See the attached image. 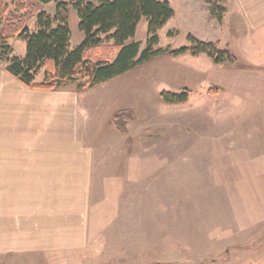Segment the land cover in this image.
<instances>
[{
  "label": "rangeland",
  "instance_id": "rangeland-1",
  "mask_svg": "<svg viewBox=\"0 0 264 264\" xmlns=\"http://www.w3.org/2000/svg\"><path fill=\"white\" fill-rule=\"evenodd\" d=\"M71 1L39 5L53 16L59 2L67 4L70 51L84 41ZM157 1L167 2L174 16L158 32L155 49L188 47L191 36L217 43L236 62L164 54L80 92L79 133L94 154L90 234L107 244L102 264L258 260L264 253V30L250 33L238 18L229 19L232 0L219 3L226 9L220 22L204 0ZM27 28L35 32V19ZM146 39L142 19L133 41L142 50ZM9 45L12 56L24 57V42ZM184 91L185 104L159 97ZM120 110L133 113L125 133L110 126Z\"/></svg>",
  "mask_w": 264,
  "mask_h": 264
},
{
  "label": "crops",
  "instance_id": "crops-1",
  "mask_svg": "<svg viewBox=\"0 0 264 264\" xmlns=\"http://www.w3.org/2000/svg\"><path fill=\"white\" fill-rule=\"evenodd\" d=\"M229 3V19L263 33L264 0ZM79 105L73 88L32 90L0 65V264L107 263L88 228L94 154ZM240 264H264V253Z\"/></svg>",
  "mask_w": 264,
  "mask_h": 264
},
{
  "label": "trees",
  "instance_id": "trees-1",
  "mask_svg": "<svg viewBox=\"0 0 264 264\" xmlns=\"http://www.w3.org/2000/svg\"><path fill=\"white\" fill-rule=\"evenodd\" d=\"M209 13L218 22L226 13L225 0H204ZM49 0H0V61L5 72L32 90L56 91L73 88L82 92L131 72L146 63L168 54L173 57L206 56L214 64L235 63V57L221 50L217 43L202 42L187 36L189 46L166 51L155 49L158 32L173 18L167 2L157 0H76L69 5L78 17V30L83 43L70 51L67 4L59 2L49 16L39 5ZM35 19L36 30L29 33L27 25ZM147 21L145 48L133 41L138 23ZM25 43L23 58L12 56L11 40ZM41 74V75H40ZM40 75V81H37ZM165 104H185L189 94L162 92ZM131 110L113 114L110 126L125 133L132 121Z\"/></svg>",
  "mask_w": 264,
  "mask_h": 264
}]
</instances>
